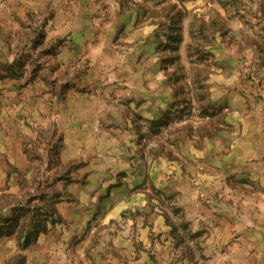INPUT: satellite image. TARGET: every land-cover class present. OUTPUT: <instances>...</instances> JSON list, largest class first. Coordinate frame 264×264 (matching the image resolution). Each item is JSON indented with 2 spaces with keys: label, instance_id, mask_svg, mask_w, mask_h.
Wrapping results in <instances>:
<instances>
[{
  "label": "rangeland",
  "instance_id": "obj_1",
  "mask_svg": "<svg viewBox=\"0 0 264 264\" xmlns=\"http://www.w3.org/2000/svg\"><path fill=\"white\" fill-rule=\"evenodd\" d=\"M263 141L264 0H0V264H264Z\"/></svg>",
  "mask_w": 264,
  "mask_h": 264
},
{
  "label": "crops",
  "instance_id": "obj_2",
  "mask_svg": "<svg viewBox=\"0 0 264 264\" xmlns=\"http://www.w3.org/2000/svg\"><path fill=\"white\" fill-rule=\"evenodd\" d=\"M241 121L243 123L242 131L239 135L235 134L233 136V138H231L232 139L231 141H233V143L236 145V147L240 148V150H241L240 155L241 156L239 157L238 160L241 161L242 163H244V162L256 159L257 156L260 155V143L262 140V136L260 134H258L259 131L257 129V123H256L257 121H255V123H254V120H253V124L250 121L248 122V120L245 118H241ZM247 122L249 124H247ZM263 143H264V141H263ZM100 161H102V160H100ZM259 162H261V160H259ZM118 170H116V171H118ZM112 194L113 195L117 194V190H115ZM129 205H130V203L126 201L123 204H119V206H117L115 211H119V209L128 207ZM253 222L254 221H252L251 223L253 224ZM259 223L264 224V220L260 219V220H257L256 222H254V224H259ZM257 233H259V232H257ZM110 238L112 240V243H114L115 245H118V247H116L117 250L122 248V250L124 251L123 253H126L127 255L130 254V252L132 251V248H131V243H130L128 231H124L122 233V237L118 233L117 236L113 235ZM142 239H143L142 237H139L138 242H140ZM143 243H145V242H143ZM119 245H121V246H119ZM261 259H263V258H261ZM259 262H263V260H258V263Z\"/></svg>",
  "mask_w": 264,
  "mask_h": 264
}]
</instances>
